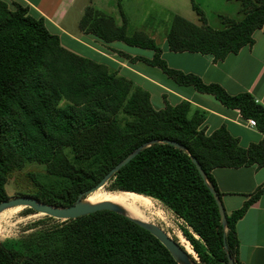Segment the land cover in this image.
Segmentation results:
<instances>
[{"label": "trees", "instance_id": "trees-1", "mask_svg": "<svg viewBox=\"0 0 264 264\" xmlns=\"http://www.w3.org/2000/svg\"><path fill=\"white\" fill-rule=\"evenodd\" d=\"M121 1L116 0L120 24L90 4L83 7L77 31L104 43L121 41L150 49V57L112 50L130 62L160 69L178 85L213 95L242 117L254 119L257 130L264 132V105L249 92L229 94L219 83H205L196 74L168 66L152 37L141 30L128 33ZM239 2L242 13L237 18L223 16V27L212 28L191 0L200 24L173 15L165 33L168 49L210 54L217 62L252 46L253 32L264 30V0ZM97 55L93 59L64 46L44 16L28 4L0 0V202L9 197L5 184L11 173L36 163L44 166L48 180L27 173L35 187L30 195L54 206L71 205L135 148L155 141L120 167L108 188L162 202L182 221V235L198 264H229L227 254L241 264L235 225L264 193V183L248 193L240 207L225 211V226L209 185L221 199L214 169L264 167V137L244 147L224 125L206 133L204 111L185 99L174 104L165 100L156 108L149 91ZM60 100L66 103L60 106ZM32 211L25 207V212ZM47 218L50 223L37 220L30 232L0 241V264H178L154 235L116 211Z\"/></svg>", "mask_w": 264, "mask_h": 264}, {"label": "crops", "instance_id": "crops-1", "mask_svg": "<svg viewBox=\"0 0 264 264\" xmlns=\"http://www.w3.org/2000/svg\"><path fill=\"white\" fill-rule=\"evenodd\" d=\"M6 1L10 2L11 0ZM17 1L28 4L34 11L43 15L48 28L51 26L53 30L65 34L76 42L71 45L77 51L89 52L91 55H93L92 53L104 55L111 63L122 66L123 71L130 72L135 81L144 80L163 91L168 90L173 96L172 104L185 99L193 107L204 111L205 120L202 127L206 133L224 125L231 135L238 137L239 144L244 147L250 142H256L264 137V132L257 130L256 126L248 125L247 119L241 116L238 109L224 106L213 95L196 91L192 86L178 85L174 81L171 86L164 84L156 77L151 78L143 70L133 67L135 62L123 60L122 57L119 59L116 52L111 48V50L108 49L101 40L93 35L81 34L82 37L81 35L76 37V35L65 31L62 24L77 0ZM253 38L252 46H244L237 53H229L223 60L217 62H213L210 54L172 51L168 49L166 42L161 47V56L172 68L196 74L205 83H219L229 94L249 92L257 103L264 105V30L256 29L253 32ZM104 49L109 52H105ZM147 66L154 68L150 65ZM213 177L221 193L224 209L230 213L241 206L248 193L264 183V167L257 168L255 165H251L238 168H216L213 170ZM171 214L173 215L172 212ZM176 220L178 221V219ZM235 228L239 243L238 258L240 263L264 264V193L249 206L244 216L236 222Z\"/></svg>", "mask_w": 264, "mask_h": 264}, {"label": "rangeland", "instance_id": "rangeland-1", "mask_svg": "<svg viewBox=\"0 0 264 264\" xmlns=\"http://www.w3.org/2000/svg\"><path fill=\"white\" fill-rule=\"evenodd\" d=\"M199 5L203 10L207 24L212 28H221L222 17L227 16L231 18H237L241 13L240 2L239 0H193ZM92 4V7L104 11L108 14H111L115 17L117 24L121 23L120 16L116 7V0H77L75 6L71 9V12L67 15L62 28L70 33L71 35H76L80 37L82 33L77 31V26L80 18L82 17L83 11L82 7ZM121 5L125 16L128 19V28L127 31L129 34L136 30H141L147 33L152 37L156 43L163 47L165 43V33L169 28L171 18L173 15L178 14L185 19L200 24L198 15L191 6V0H122ZM84 7V8H85ZM49 26L51 32L57 33L60 36L62 44L75 52H78L82 55L88 56L93 59H97L99 55L95 53H83L77 51L72 47V43L76 44L73 40L68 38L65 34L58 33ZM83 35H81L82 37ZM105 44L108 49H117L129 55H142V56H151L152 51L148 48H140L136 46H129L121 41H114L110 44ZM110 49V50H111ZM105 52H109L104 49ZM111 53V52H110ZM115 54V53H114ZM110 55V54H109ZM117 56H119L116 53ZM111 57V56H110ZM120 57V56H119ZM112 58V57H111ZM100 59V58H99ZM117 59V58H116ZM121 59V57L119 58ZM123 60H126L123 58ZM111 69L117 71L119 75L126 76L131 79L135 84H138L142 88L146 89L150 93V100L153 106L157 108H162L164 106L165 100L172 104L173 96L167 90L163 91L160 88L154 86L150 82L139 80L135 81L134 76L127 71H123L124 68L115 63H107ZM133 67L143 70L146 74L150 75L151 78H157L160 82L168 85H172L173 82L168 78L160 69L154 67H148L146 64L135 61ZM165 93V94H163ZM66 103L64 100H60L59 105L63 106ZM34 172L36 173L39 180L46 181L48 177L45 173V168L43 165L31 163L25 166L22 170H15L9 176L8 181L5 184V190L8 198L30 195L34 193V185L30 181L27 173ZM109 187V181L101 188L107 191L114 192L116 190H111ZM118 191V190H117ZM149 197V196H148ZM152 201V207L142 213L141 216L137 214H127L134 218L149 220L161 228H163L171 237L176 240H179L182 243V221L171 214L169 209L159 200L149 197ZM33 210V209H32ZM178 219V221L176 219ZM45 219L46 223H50V219L47 218V215L42 213L32 211L25 212L24 206L11 207L0 212V241H12L19 238L21 235L30 232L34 229L32 223ZM46 223H38V226H44ZM191 246V245H190ZM194 257L192 259L197 260L196 253L194 252Z\"/></svg>", "mask_w": 264, "mask_h": 264}, {"label": "water", "instance_id": "water-1", "mask_svg": "<svg viewBox=\"0 0 264 264\" xmlns=\"http://www.w3.org/2000/svg\"><path fill=\"white\" fill-rule=\"evenodd\" d=\"M155 141H151L148 143H143L137 148H135L132 152H130L126 157H124L120 162H118L113 168H111L94 186L86 190L84 193H79L75 202L68 206H54L45 202L40 201L38 198L32 195H22L17 197L8 198L0 202V212L7 208L24 206L33 209L36 212L42 213L44 215L50 216L57 220H66L76 218L96 210L108 209L112 211H116L118 213L124 214L134 220L138 225L149 231L152 235H154L170 252L172 257L177 261L178 264H193L195 261L192 259L191 255L187 251L186 247L179 241L171 237L163 228H161L156 223L149 220H142L138 218L131 217L124 212L120 211L117 205L109 202V201H100L96 203H90L85 201L86 197L95 190L102 188L112 177V175L118 171V169L124 166L129 160H131L140 150L149 145L150 143H154ZM162 142L173 144L177 147L182 148L175 141L171 140H162ZM191 160L193 161L195 167L197 168L200 175L203 179L208 183L206 179V175L203 172L198 161L191 156ZM209 189L213 198L218 207V211L220 214V221L223 226L226 225V213L222 201L219 197V194L216 192L212 185H209ZM224 239V238H223ZM224 248L227 249L226 243L224 241ZM228 263L234 264L233 258L227 254ZM194 261V262H193ZM194 264H198L195 262Z\"/></svg>", "mask_w": 264, "mask_h": 264}, {"label": "bare ground", "instance_id": "bare-ground-1", "mask_svg": "<svg viewBox=\"0 0 264 264\" xmlns=\"http://www.w3.org/2000/svg\"><path fill=\"white\" fill-rule=\"evenodd\" d=\"M85 201L90 203L109 201L117 205L120 211H124L127 214H137L139 216H141L142 213L148 210L152 205V201L148 196L121 190L111 192L101 188L95 190L94 192H91L86 197ZM181 240L182 244L186 247L191 257L195 258L194 251L191 248L189 242L183 237H181Z\"/></svg>", "mask_w": 264, "mask_h": 264}, {"label": "built area", "instance_id": "built-area-1", "mask_svg": "<svg viewBox=\"0 0 264 264\" xmlns=\"http://www.w3.org/2000/svg\"><path fill=\"white\" fill-rule=\"evenodd\" d=\"M248 125H250L251 127H255L256 123L255 120L252 118L247 119Z\"/></svg>", "mask_w": 264, "mask_h": 264}]
</instances>
